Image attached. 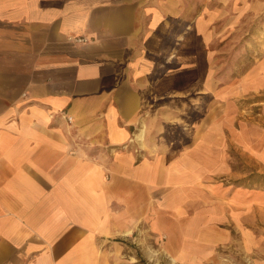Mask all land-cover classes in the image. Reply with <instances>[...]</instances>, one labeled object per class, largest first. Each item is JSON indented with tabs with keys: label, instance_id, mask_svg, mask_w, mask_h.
<instances>
[{
	"label": "crops",
	"instance_id": "1",
	"mask_svg": "<svg viewBox=\"0 0 264 264\" xmlns=\"http://www.w3.org/2000/svg\"><path fill=\"white\" fill-rule=\"evenodd\" d=\"M247 1L264 17V0ZM200 3L0 0V264H122L145 232L182 261L199 233L234 223L235 203L203 184L238 118L215 96L186 122L189 95L216 87ZM164 98L189 104L173 119L195 142L162 145Z\"/></svg>",
	"mask_w": 264,
	"mask_h": 264
},
{
	"label": "rangeland",
	"instance_id": "2",
	"mask_svg": "<svg viewBox=\"0 0 264 264\" xmlns=\"http://www.w3.org/2000/svg\"><path fill=\"white\" fill-rule=\"evenodd\" d=\"M193 1L199 9L200 0ZM208 2L214 15L210 24L214 33L205 49L213 54L209 73L216 87L208 94L189 95L188 100L194 101L192 108L184 99H176V103L174 99L160 100L156 103L160 120L155 129H160L161 143L167 149L181 148L190 140L195 142V137L186 140L185 126L173 119H178L174 109L191 108L186 122L199 126L207 103L215 96L226 99L227 112L234 113L238 121L232 122L228 115L231 122L226 123L224 159L218 168H208L212 181L203 186L213 200L235 203V221L232 224V219L225 218L215 231L199 233L203 234L201 240L191 242L194 255L182 261L166 252L162 244L165 237L153 238L145 232L138 241L127 242L122 264H264V17L243 13L247 0H224L225 18L216 19V5L222 2ZM238 125L246 137L236 132Z\"/></svg>",
	"mask_w": 264,
	"mask_h": 264
},
{
	"label": "built area",
	"instance_id": "3",
	"mask_svg": "<svg viewBox=\"0 0 264 264\" xmlns=\"http://www.w3.org/2000/svg\"><path fill=\"white\" fill-rule=\"evenodd\" d=\"M75 41H76V42H80V43L85 42V40H84L83 38H77V39H75Z\"/></svg>",
	"mask_w": 264,
	"mask_h": 264
},
{
	"label": "bare ground",
	"instance_id": "4",
	"mask_svg": "<svg viewBox=\"0 0 264 264\" xmlns=\"http://www.w3.org/2000/svg\"><path fill=\"white\" fill-rule=\"evenodd\" d=\"M141 133H142V131H141ZM139 138H141V135L139 136Z\"/></svg>",
	"mask_w": 264,
	"mask_h": 264
}]
</instances>
